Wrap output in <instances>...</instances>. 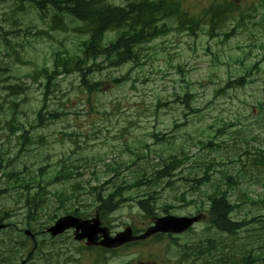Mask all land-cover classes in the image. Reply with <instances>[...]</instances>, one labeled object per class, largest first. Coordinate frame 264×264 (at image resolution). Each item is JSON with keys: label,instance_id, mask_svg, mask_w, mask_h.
I'll return each instance as SVG.
<instances>
[{"label": "rangeland", "instance_id": "1", "mask_svg": "<svg viewBox=\"0 0 264 264\" xmlns=\"http://www.w3.org/2000/svg\"><path fill=\"white\" fill-rule=\"evenodd\" d=\"M190 3L195 7L205 5L204 0H190ZM256 6L259 7V15L254 21H258V28L240 27L234 35L227 37L210 38L202 33L196 39L184 33L171 32L152 42L153 51L141 58L139 66L131 67L128 63L96 72V77L105 84L100 92L88 93L79 88L75 74L59 77L56 80L57 89L48 94L49 109L55 110L56 118L31 127V122L36 123L35 111L40 106L44 91L40 81L29 74L43 64L51 66L53 52L78 51L81 38L72 29L64 32L50 29L35 13H13L12 1H1L0 153H6L11 159L7 166L17 167L24 173L39 175L42 170L50 174L63 158L74 159L78 164L80 158L87 155L90 163L81 169L83 176L49 187V209H55L59 215L65 214V208L69 213L77 208L87 212L93 210L92 214H95L92 201L85 208L78 204L77 199L69 198L73 185L77 182L84 186H88L89 182L92 185L101 184L106 179L107 166L127 162L134 158L133 152L140 149L148 152V157L130 169H122L113 183L131 184L136 173H141L138 166L150 173L160 167L161 156L171 152L179 154L185 149L189 150L192 158L199 154L205 157L206 162H223L222 166L215 164V167L229 174L235 175L245 169V152L264 150V117L257 118L256 113H250L248 108L251 103L264 99V84L254 83L229 90L223 95H215V88L219 87L228 72L234 73L241 68V61L247 65L264 54V4ZM13 16L20 18L21 23H14ZM220 40L222 42L219 43ZM258 66L257 74L264 78V59ZM125 75L123 83L112 82V78ZM186 89L193 94L192 105L199 112L188 115V121L182 125L187 110L177 95H182ZM236 118L242 119V124L226 128L225 134L214 140L220 145L215 151L190 147L193 137L201 134L206 137L214 129L222 127L223 122ZM153 133L163 136V142L155 143ZM199 165L189 160L172 178L171 186L178 193L169 190L170 185L165 179L148 184L150 191L155 189L159 192L156 205L163 207L169 204L167 210L175 216L197 215L194 205L183 204L174 197L181 196L186 189L185 182L178 176L192 171L197 173ZM201 174L202 171H199L198 175ZM245 175L246 179L239 180L233 194L246 192L252 200L262 199L264 202V179L253 183L249 171ZM218 176L216 172L212 179ZM56 190L58 193L64 190L65 197L58 198L54 193ZM146 191V187L131 189V199L107 218H102L101 223H108L110 231L114 232L123 230L126 225L134 224L140 229L146 226L152 218H148L134 201L136 195ZM82 197H85L84 192ZM66 200L68 205L64 203ZM263 207L261 203H243L235 210L234 217L264 213ZM157 214V217L166 215L161 208L157 209ZM199 215L202 218L195 231L181 236L178 243L192 240L203 244L206 215L204 212ZM207 234L213 236L214 231ZM67 235L72 236V231ZM168 244H172L170 239L164 238L161 242L144 246H128L122 250L124 254L109 259L107 264H134L145 255V259L158 264H175L176 255L183 249Z\"/></svg>", "mask_w": 264, "mask_h": 264}, {"label": "trees", "instance_id": "2", "mask_svg": "<svg viewBox=\"0 0 264 264\" xmlns=\"http://www.w3.org/2000/svg\"><path fill=\"white\" fill-rule=\"evenodd\" d=\"M10 1L13 3L11 9L13 13L18 11L35 13L37 18L47 24L50 29L63 32L72 29L81 38L78 51L54 52L51 55V66L44 64L29 74L34 80H40L44 90L41 106L36 112L37 124H42L46 115L49 118L56 117L54 112L51 113L45 108L48 93H53L57 89L56 80L60 76L75 74L78 78L79 88L88 93L99 92L105 84L95 78V72L106 67L116 68L128 63L131 66H139L141 57H145L153 51L152 42L157 38L174 31L184 33L194 39L202 33L210 38L231 36L240 27L245 29L254 27L256 24L250 19L249 13L256 9V5L264 3V0L256 2L204 0L205 5L195 7L190 3V0ZM12 21L16 24L21 23L20 18L14 16ZM241 66L244 72L240 74L243 75L231 74V76H227L224 80V87L220 91L244 86L245 83L252 81L251 76L254 71L259 70L257 63H254L250 69L244 64ZM125 80L126 75L112 78V82L115 84L123 83ZM262 82L264 83V78H262ZM178 98L187 110L184 115V123H186L187 115L198 110L191 106L192 94L188 90H185L182 95H178ZM261 112L264 114V110ZM230 125L232 123L228 126ZM222 128L213 130V135L209 134L203 137L201 134L199 137H193L190 147L197 146L198 149L211 147L214 149L212 148L213 140L218 134H223L224 129ZM152 136L155 143L164 139L159 134H152ZM215 147H219V144H216ZM84 156L80 158V163L72 166L61 161L60 168L53 170L51 174L47 175V178L31 173L24 174L15 169H5L1 158V209L6 210L10 206L17 207L21 204L20 209L24 214L25 228L30 229L34 234H40L44 223L43 216L46 215L54 219L56 215L48 211V186L68 181L76 176H83L80 169L87 167L90 163L89 157ZM133 156L134 158H130L127 162H116L115 166H107L106 176H110L100 185L89 186V191L93 192L92 202L98 204L100 215L105 216L119 208L127 200L123 196L125 191H130L133 188L139 190L142 187H146L147 191L134 198L139 209L148 217L156 216L158 208H161L164 213H168L167 204L163 207L156 205L159 192L155 189L150 191L147 185L155 181L160 183L165 179L166 183L170 185L169 190L178 193L179 191L171 186V182L174 181L172 178L179 174L183 164L193 160L200 164L199 171H202V174L198 175L199 171L197 173L192 171L188 175L185 173L179 176L185 182L186 189L182 191L181 196L174 198L184 204H193L197 210L205 211L209 217V226L215 228L217 232L227 235L219 240H208L210 248L215 249L218 255L212 264H264V219L259 220V215L241 220H235L232 217L234 210L244 201H251L245 193L233 194L239 180L245 177L241 175L246 172L244 169L235 175L226 173L224 169L213 167L214 164L221 166L223 162H206L205 157L199 154L192 158L189 150L185 149L181 150L179 154L171 152L161 156L160 167L153 169L150 173L146 172L145 168L138 166L141 173H136L131 184L113 183L114 178L119 176L122 169H130L137 162L143 161L148 157V152L143 149L136 150L133 152ZM245 160L250 167V177L264 179V150L257 149L253 153L249 152ZM212 172L220 173V176L213 180ZM73 186V190H84L81 183H75ZM203 186L208 188H203ZM55 194L58 198L65 197L64 190L60 193L56 190ZM73 213L78 216L87 215H82L83 212L78 210H74ZM10 216V212L4 211L2 217ZM20 236L21 234L18 237L17 245H25L26 243L22 242ZM35 245L41 246V240L38 239ZM192 245L193 247L184 246L186 249L178 253V264H205L202 261L203 247L200 244L194 245L193 243ZM11 248L12 246L9 251L1 249L0 264H9ZM4 255L6 257H3ZM191 257L195 259L190 261Z\"/></svg>", "mask_w": 264, "mask_h": 264}, {"label": "water", "instance_id": "3", "mask_svg": "<svg viewBox=\"0 0 264 264\" xmlns=\"http://www.w3.org/2000/svg\"><path fill=\"white\" fill-rule=\"evenodd\" d=\"M198 217H177L172 215H167L156 220L155 225L149 228L142 237H145L154 232H174L179 233L187 229L193 222L197 221ZM2 227V225H0ZM68 227H75L76 230H81V233L76 234V238L87 237L90 242L96 240L97 234L102 233L103 240L100 242L104 246H114L117 243L127 241L133 237L130 234V230H126L123 233H120L115 238H110L106 234L105 230L99 227V222L93 220L90 221H79L78 219L72 216H65L60 218L52 227L49 228V231L55 235L59 232H62Z\"/></svg>", "mask_w": 264, "mask_h": 264}, {"label": "flooded vegetation", "instance_id": "4", "mask_svg": "<svg viewBox=\"0 0 264 264\" xmlns=\"http://www.w3.org/2000/svg\"><path fill=\"white\" fill-rule=\"evenodd\" d=\"M32 249L31 251H36ZM86 250H93L89 247H76V248H65L58 247L56 249L51 247H44L40 250V255H29L26 260L29 262H23L21 264H83L84 257L76 255V252ZM118 250V248L108 249L107 252L112 254ZM41 262H38V260ZM135 264V263H134Z\"/></svg>", "mask_w": 264, "mask_h": 264}]
</instances>
